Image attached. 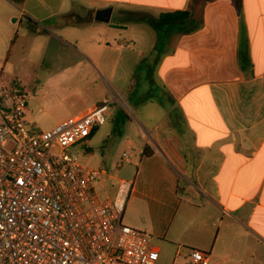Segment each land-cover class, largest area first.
<instances>
[{"label":"crops","instance_id":"0c3cea01","mask_svg":"<svg viewBox=\"0 0 264 264\" xmlns=\"http://www.w3.org/2000/svg\"><path fill=\"white\" fill-rule=\"evenodd\" d=\"M14 5L35 31L90 60L106 80L118 74L113 115L122 118V138L132 133L126 140L136 169L125 212L130 226L150 236L156 264L161 254L193 264V250L206 255L205 264H264V0ZM110 7L109 23L94 19ZM175 12L188 17L162 22L158 37L138 20ZM79 22L103 24L98 54L65 36Z\"/></svg>","mask_w":264,"mask_h":264},{"label":"built area","instance_id":"2783aa9c","mask_svg":"<svg viewBox=\"0 0 264 264\" xmlns=\"http://www.w3.org/2000/svg\"><path fill=\"white\" fill-rule=\"evenodd\" d=\"M132 45V43H129ZM0 104V264H156L150 236L124 223L133 181L101 200L95 169L72 151L104 124L109 101L42 130L28 120V101L4 92ZM123 162H129L126 153ZM119 163L118 167H122ZM193 264L206 255L193 250Z\"/></svg>","mask_w":264,"mask_h":264},{"label":"rangeland","instance_id":"374dc122","mask_svg":"<svg viewBox=\"0 0 264 264\" xmlns=\"http://www.w3.org/2000/svg\"><path fill=\"white\" fill-rule=\"evenodd\" d=\"M76 24L65 35L72 46L81 50L90 48L98 54L103 34L97 27L103 24L94 22L92 29L86 23ZM32 25L26 17L22 18L14 4L0 0V104L6 103L4 92H19L28 101L29 120L47 130L71 116H80L87 106L107 98L110 106L106 122L96 127L83 147L72 152L92 168L105 167L108 174L101 175L93 188L99 199L113 198L119 184L131 181L136 170L130 162L122 160L124 153L130 161L134 160V149L127 147L126 140L132 138V133L127 130L122 138L119 123L122 118L118 117L116 122L113 115L120 102L116 96L118 74L111 82L106 80L90 60L55 38L38 33ZM145 25L143 29L148 28L149 35L159 36L160 29L150 23ZM14 38L16 41L12 42ZM45 64L50 69L44 68ZM136 71L139 74L141 70ZM138 81L135 78L136 87ZM119 163H123L121 168ZM124 223L129 225L126 212ZM172 260L161 254L162 264H172Z\"/></svg>","mask_w":264,"mask_h":264},{"label":"trees","instance_id":"16d2710c","mask_svg":"<svg viewBox=\"0 0 264 264\" xmlns=\"http://www.w3.org/2000/svg\"><path fill=\"white\" fill-rule=\"evenodd\" d=\"M9 1L19 6L25 2V0H9ZM187 17H188L187 12H175V13L163 14L158 19L149 18V17H139L138 20L146 21L158 29L160 28L159 25L162 22H178L186 19Z\"/></svg>","mask_w":264,"mask_h":264},{"label":"water","instance_id":"95a60500","mask_svg":"<svg viewBox=\"0 0 264 264\" xmlns=\"http://www.w3.org/2000/svg\"><path fill=\"white\" fill-rule=\"evenodd\" d=\"M112 11H113V9L111 7L106 8V9H102V10H98L94 14V19L98 22L109 23L110 19H111Z\"/></svg>","mask_w":264,"mask_h":264}]
</instances>
